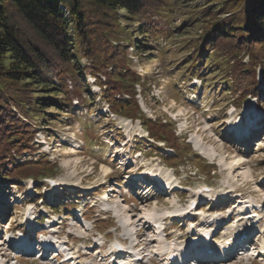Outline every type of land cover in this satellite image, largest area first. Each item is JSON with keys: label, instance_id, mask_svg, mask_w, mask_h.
I'll return each instance as SVG.
<instances>
[{"label": "rangeland", "instance_id": "obj_1", "mask_svg": "<svg viewBox=\"0 0 264 264\" xmlns=\"http://www.w3.org/2000/svg\"><path fill=\"white\" fill-rule=\"evenodd\" d=\"M221 2L156 0L157 5L145 10L146 19L156 29L154 39L141 37L135 17L117 10L113 17L120 41L111 42L122 44L126 55L119 64L123 73L111 87L123 86L126 91H112L114 97L109 100L111 68H102L96 78L86 71L91 61L82 57V73L87 72L83 94L66 76L68 99L57 95L55 103L38 107L37 99L32 104L37 91L30 94L32 106L11 107L29 124L33 138L28 149L12 152L10 160L0 156V166L6 164L8 170L0 175V264H113L104 256V249L110 247V239L120 237L129 239L127 245L144 246L148 255L162 245L159 256L153 253L155 258L141 255L135 260L136 264H162L165 251H180L178 243L187 244L192 230L187 219L163 218L184 211L202 183L210 186L211 191L205 193L211 197L207 203L199 201L197 224L210 227L217 236L208 242L215 244L229 236L235 239L243 228L249 234L264 230V67L255 65L249 79L260 92L257 97L244 93L249 88L247 81L240 86L230 76L234 60L225 55L217 37L201 57L194 55L199 50L196 45L209 32V19L202 11L206 6L219 10ZM231 16L229 12L219 15L222 19ZM135 41L145 44L141 50L134 49ZM194 58H199L198 65H210L201 73L206 74L204 83L187 67ZM238 58L250 63L244 51ZM249 73L250 69L244 76ZM119 103L120 111L115 112L111 106ZM134 104L139 107L134 116L124 113L134 110ZM152 128L165 139L169 136L189 156L176 157L174 145L154 137ZM168 157L174 160H166ZM27 170L31 173L24 172ZM38 171H42L39 177L50 173L57 184L49 185L47 179L31 175ZM152 177L163 184L153 182ZM170 185L175 188L169 189ZM106 187L113 190L106 191L110 200L103 203L100 195ZM228 191L232 193L227 195ZM36 214L47 215L50 222L45 224L54 221L53 231L44 227V240L59 251L47 258L38 253L12 255L8 234L23 233ZM142 216L156 218V222L142 225L138 221ZM260 217L263 222H256ZM205 218L209 223H203ZM171 223L170 248L168 238L163 240V234L156 236L154 231ZM33 226L38 229V221ZM195 231V235L200 233L198 228ZM262 241L264 237L255 235L244 253L201 264H264V254L253 247Z\"/></svg>", "mask_w": 264, "mask_h": 264}, {"label": "trees", "instance_id": "obj_2", "mask_svg": "<svg viewBox=\"0 0 264 264\" xmlns=\"http://www.w3.org/2000/svg\"><path fill=\"white\" fill-rule=\"evenodd\" d=\"M154 4L157 5L156 0H0V156L6 155L3 161L10 160L14 151L21 153L28 149V141L33 138L29 124L11 107L28 108L29 105H35L36 99L40 107L42 103H55L54 96L57 95L68 99L64 80L66 76L73 79L76 88L83 94L86 91L83 83L87 72L82 73L80 58L91 61V68H86V71L96 78L102 68H111V84L106 92L109 100L114 97L112 91H126L123 86L111 87L112 82L123 73L119 64L122 56L126 55L121 50L124 47L122 44L116 46L111 42V39L120 41L116 28L118 23L114 22L113 15L120 9L135 17L139 35L154 39L156 29L145 16V10ZM206 8L202 12L204 18L209 19V32L201 39V45H196L195 48L199 47V50L197 48L195 51V57H201L216 43H213V39L217 37L225 55L234 60L228 72L230 76H235L239 85H245L247 81L249 88L244 93H256L258 97L260 92L249 79L255 65L264 67V0H222L219 10L211 11L214 10L213 6ZM226 12L232 16L224 19L219 17ZM144 45L143 42L135 41L133 47L141 50ZM242 51L249 55L248 65L238 58ZM198 62L199 58H194L187 67L193 70L192 75L200 76L204 83L206 74L201 73L207 71L210 65L202 66ZM249 69V76L245 77ZM37 91L38 96L29 104L30 94ZM86 102L89 103V100ZM120 105H112L111 108L117 112L120 111ZM124 107L127 109V105ZM138 108L134 104V110L127 109L124 113L134 116ZM152 130L154 137H165L157 133V128ZM165 141L167 145L172 144L169 136H166ZM172 145L179 159L189 156L181 147ZM166 160L173 161L174 157ZM15 163L12 159L10 164L14 166ZM6 166H0V175L8 174ZM42 171L31 175L39 177ZM24 172L31 173L29 170ZM50 175L45 173L39 178Z\"/></svg>", "mask_w": 264, "mask_h": 264}, {"label": "bare ground", "instance_id": "obj_3", "mask_svg": "<svg viewBox=\"0 0 264 264\" xmlns=\"http://www.w3.org/2000/svg\"><path fill=\"white\" fill-rule=\"evenodd\" d=\"M170 150V149H169ZM242 163V162H241ZM240 163V164H241ZM157 181V180H156ZM169 187H171V188H175L174 186H172V185H170ZM229 193H232L231 191H228V193H227V195L229 194ZM210 196V195H209ZM102 197H106V194H104ZM240 204V203H239ZM248 211V210H247ZM255 211V210H254ZM212 212V211H211ZM251 213V212H250ZM257 215L259 216V212H257ZM247 216V215H246ZM248 218V217H247ZM209 219V218H208ZM261 219H263L262 217L261 218H259V219H257V221L256 222H259ZM130 221V220H129ZM138 221L140 222V224H145V225H148V226H152L153 225V223L154 222H156V218H153L152 220H148V219H146V217H144V216H142L141 218H139L138 219ZM209 223V222H208ZM207 224V223H206ZM125 226V228L128 226V224H126V225H124ZM203 226V225H202ZM195 228H197L196 226H194L193 228H192V232H193V230L195 229ZM25 229V228H24ZM127 229V228H126ZM142 228H140L139 229V231L141 230ZM263 234H264V232H263ZM256 235H258V236H260V237H263V235L261 234V235H259V233H257ZM187 236V235H186ZM255 236V234H253V236L252 237H254ZM171 237V236H170ZM251 237V238H252ZM17 239V238H16ZM125 241H127V239H125ZM249 243V242H248ZM248 243L246 244V242H243L242 243V247H241V251H246L247 250V248L248 249H250V247L251 246H249L248 245ZM18 244H21L22 246H27L28 248H30V250L31 249H35V245H33V244H31L26 238H23V239H21L20 241H19V243ZM258 245V244H257ZM257 245H255V246H253V247H255L256 248V251H257V253L258 254H260V253H263L264 252V241H262L259 245H260V247H258ZM233 247V244H232V246L231 247H229V249H231ZM158 252L157 251H154L153 253H156V254H159V252H161V250H162V245H158ZM257 248H260V250H258ZM137 249H139V248H137ZM142 249H140V250H138L137 251V253L139 252V251H141ZM179 251V250H178ZM196 251L197 252H199V253H203V249L200 247V246H196ZM214 251H215V249H214ZM214 251L213 250H211V253L212 254H214ZM0 252H1V248H0ZM235 252V250L233 251V253ZM111 253H114L113 251L111 252ZM226 254L228 253V252H225ZM130 254V253H129ZM171 254V252H168L167 254H166V257L168 258L169 257V255ZM212 254L210 255V256H212ZM228 255H230V254H228ZM217 256H218V254H217ZM222 255H219V257H221ZM152 257H154L153 255H152ZM155 258V257H154ZM212 260H216V257L215 256H213L212 258H211V261Z\"/></svg>", "mask_w": 264, "mask_h": 264}]
</instances>
